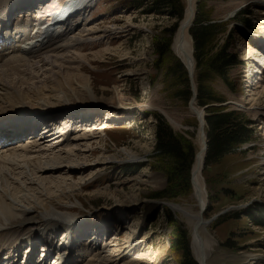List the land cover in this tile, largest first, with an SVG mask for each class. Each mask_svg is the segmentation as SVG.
<instances>
[{"label": "rangeland", "instance_id": "obj_1", "mask_svg": "<svg viewBox=\"0 0 264 264\" xmlns=\"http://www.w3.org/2000/svg\"><path fill=\"white\" fill-rule=\"evenodd\" d=\"M242 1L195 0L194 18L188 29L193 80L196 72L206 70L201 64L199 70L195 69L196 50L191 30L199 16L211 23L224 24V31L214 36L213 43L206 47L202 64L226 45L236 59V64L228 68L224 76L213 73L205 80L206 87L218 101L205 106H199L197 101L192 104L202 112L203 121L205 118L203 130L207 147L208 119L219 108L238 112L248 134L246 142L208 164L205 150L201 178L206 206L202 216L209 221L218 215L207 227V234L214 239L211 264H264V115L258 114L264 107V47L258 38L264 32L260 28L263 24H259L264 16L256 12V3ZM156 3V0H97L84 21L87 22L85 27H79L72 34L82 40L80 43L73 42L70 46L67 42L65 47L56 50L58 52L50 53V60L40 61V65L47 66L39 72H32L36 66L26 68V71L32 70L33 78L40 75L41 81L45 78L52 80V84L59 82V89L65 90L61 89V95L54 94L53 90L47 93L52 110L61 109L52 113L57 117L54 120L62 122L60 132L70 134V139H66L69 145L55 134L54 142L58 144L54 151L73 150L72 160L74 153L86 150L85 161L76 160L81 164L78 169L82 170L76 172L74 178L87 177V180L69 194L71 203L66 209L77 223L85 221L79 226L90 233L94 230L98 238L101 236L100 242L81 246L77 257L89 260L84 264H99L104 256H111L110 264H179L183 251L172 245L179 231L186 234L190 253L196 260L191 248L192 234L183 217L171 206L160 204L199 211L191 174L200 147V124L193 115V108L191 110L193 94L188 70L172 50L174 36L185 17L187 0H175L174 5ZM174 11L181 12V18L174 17ZM158 46L166 48L164 55L159 56ZM60 56L64 59L52 60ZM60 67L65 74H75L79 80L82 77L88 81L91 91L79 89L75 81L65 85L61 77L59 80ZM181 74L186 76V84L180 80ZM194 85L196 88L195 82ZM76 108H83L85 112V108L92 109L88 114L96 120L85 119ZM112 112L116 113L115 117L109 119ZM160 119L182 144H189L194 151L190 170L182 177L188 186L185 191L177 186L180 182L170 186L166 174L170 162L156 158L155 136ZM94 121L97 122L93 126L88 125ZM86 131L94 134L89 142L79 137ZM84 142L80 149L79 145ZM50 151H44L43 156L50 155ZM29 152L20 150L12 155L28 157ZM67 166V163L60 165L63 170L58 176L62 177ZM164 190L171 193V197H161ZM42 195V199L47 198ZM50 197L49 202H52L53 197Z\"/></svg>", "mask_w": 264, "mask_h": 264}, {"label": "bare ground", "instance_id": "obj_2", "mask_svg": "<svg viewBox=\"0 0 264 264\" xmlns=\"http://www.w3.org/2000/svg\"><path fill=\"white\" fill-rule=\"evenodd\" d=\"M10 1L11 0H0V14L2 17L6 15L13 6L15 7V9H20L21 7H24L22 5L26 3L25 9H27V7L32 2L38 4L43 0H12L13 5ZM96 2L97 0H46V3H48V5L46 6L45 14L49 13L46 16L48 29L51 31L55 30L57 32L58 30H60L63 35L57 37L52 36L51 38L42 42H39L38 40L32 38L31 44H37L34 49L24 50L23 48H20L22 50L20 52H12L0 55V107L2 106V108L0 109V124L14 119L22 120L20 125L13 123L9 124L8 126L11 127V135H9L6 131L4 132V136H11V138L13 137L12 140H15L17 138H21L22 135L25 134L26 129H31L32 132L36 131L35 133L33 132L34 134L31 138H29L31 132L27 131V133H30L26 137L27 143H25L24 141H18L14 144L12 143L11 146H8L7 148L0 151V248L2 247V250L6 249V251L7 249H9V251L11 250V260L15 259L16 254L14 253L18 252V247L21 248L22 243H27L29 240L34 241L37 239H41L43 234L48 231L52 232L60 228H69L72 230H74L75 228H81V232H83V239L89 238L86 236V234H89L90 232H87V230L81 225L79 226L80 223H84L85 221H80L79 223H77L76 220L71 218V215H69V211L67 210V212L66 209H69L68 206L71 203V197L69 198V194L71 193L72 195V192L87 180V177H77L76 179L74 178L75 173L82 170V168L78 169L79 166L81 167V164H77L76 160L85 161L84 155L86 150H84L83 147L86 142H89V139L94 138V134L91 131H86L82 133L81 136H79L81 137V141L86 142L79 145L80 149L83 150L79 151L81 153H74L76 155L74 156V158H72V160L70 158V154L73 153V150L61 153L55 152L54 148L56 144H58L54 142L57 138L55 137V134L59 135V137H62L61 142H64V144L66 145H69L68 140L70 139V134L65 133V135H62L60 130L62 131L63 129H58L56 133L51 131L42 132L41 129H44L42 125H44L43 120L46 119V117L52 119L57 118L52 115V113L61 110H52L53 107H50L48 103L50 98L47 97V95H49L47 93H51V91L53 90L54 94L58 93L61 95V89H64H59V82L52 84V80L45 78H42L43 81H41L39 77L40 75L36 78H33L32 75L34 73L32 72H35L36 70L39 72V70H42L44 67H46L47 65L45 66L44 63L43 66L40 65V61L43 62L44 59L49 58L50 53H54L56 50L61 49V47H65V44L67 42H70V45L73 44V42H77L78 44L82 41L80 38H74L72 34L79 27H85L87 22L85 23L84 21L89 16V12L93 9L92 7L95 6L94 4ZM248 2L256 3V12L259 16H264V0H244L241 3ZM51 4H54V6ZM194 4L195 0H187L185 17L180 23L172 44V50L175 56L185 66L189 73H192L194 66L192 47L190 38L188 36V29L192 24L195 13ZM35 16L38 17L39 14ZM34 21L35 20H33V22ZM260 21H262V23L260 22L259 24H263L264 26V17L261 18ZM260 28L263 32L264 27L262 28L261 26ZM35 33L44 36V31L40 30V27L37 24H35ZM260 34L261 35H259L258 38L262 43V46L264 47V32ZM67 47L66 49L70 48ZM59 59L63 60L64 58L61 56L52 58L53 61H58ZM48 60H50V58ZM54 63L58 64L57 62ZM60 64H62V62ZM30 66L36 67H34L35 69H33V71L31 70L32 72L26 71V68L31 69ZM55 66L58 67V65ZM50 67L51 66H49V68ZM62 70L63 69L61 67L58 68L59 80L61 77L65 85L69 86V84L75 81L76 83H78V86H76L79 89H84L87 93L91 91L88 81L86 82L84 78L80 77L79 80L78 75H67ZM17 73H20L23 77H20L21 75ZM50 77L52 76L50 75ZM36 80L38 82H36ZM258 83L259 81L257 82V84ZM55 85H57L56 88H54ZM65 85H62V87H64ZM254 85L255 84H253L252 86ZM72 91L74 92L75 90L72 89ZM56 102L57 101H55L54 103ZM36 104L41 105L37 106ZM35 105L37 107H35ZM82 109L83 108H76L75 110L79 111L78 113L84 116L89 115V111L92 110L90 108H85V112ZM62 111L63 113H66V110ZM193 111V115H196L195 117L198 119V122L200 124V147L197 153V159L192 174L195 195L194 199L199 206V211L192 212L191 210H187L186 208L174 205L170 206L173 208V210L178 212L183 217L185 224L191 231V248L196 260L199 262V264H211L210 257L212 255V246L214 244V239L207 234V227L212 222H210L211 219L209 221L203 220L202 216L203 210H205L204 208L206 206V194L201 178V171L204 162L206 147L204 130H202L204 128L205 118L203 121L202 117L204 116L202 112H199L194 108ZM114 114L116 113H110L108 118L112 119L113 117H115ZM258 114L260 116L264 115V107L258 110ZM30 118H34L35 121L33 120V122L30 123ZM90 119L95 120V118ZM83 120L85 119L83 118ZM94 122H92V125L91 123H89L88 125L93 126L95 124ZM16 125L17 128L15 127ZM88 125L82 122V126L88 127ZM101 132L102 131H100V133ZM67 138L68 140H66ZM49 144L51 146L50 148ZM20 150H30V152L28 153L29 156L27 157V155L24 154L16 156L12 155V153ZM32 151L34 153L37 152V154H33ZM44 151H50L51 153L50 155L44 157ZM33 155L35 156L32 157ZM65 163L69 164V166L65 167L66 169L62 172V177L58 176L60 174L59 172L63 170V168H60V165ZM55 172L57 174H55ZM54 177H56V180L53 179ZM31 178H34L35 182H33ZM70 181L72 182L70 184H67V182ZM42 194L46 195L47 198L42 199ZM50 196L53 197L52 202H49V199L51 198ZM67 200L68 202H66ZM91 233H95V231L93 230V232L91 231ZM96 234L97 233L92 235L95 236ZM134 234H136V231H134ZM97 238L98 237H96V239ZM67 239V243L72 240L70 239V236ZM92 245H95V243ZM67 246L68 244L65 245V248H67ZM80 250H82V248H79L78 252ZM61 254L62 249H59L58 255L60 256ZM71 254L73 253L69 250V252L62 257L64 262L60 263L55 261V264H64L65 262L67 263L75 258L81 259L80 261L76 260L77 262L79 261V264H84L85 262L89 261L86 260L85 257L74 256L73 258H71ZM238 259L241 260L242 258L238 257ZM111 262V256H104L99 260L98 263L110 264Z\"/></svg>", "mask_w": 264, "mask_h": 264}, {"label": "trees", "instance_id": "obj_3", "mask_svg": "<svg viewBox=\"0 0 264 264\" xmlns=\"http://www.w3.org/2000/svg\"><path fill=\"white\" fill-rule=\"evenodd\" d=\"M156 5H174L175 0H156ZM172 15L176 18H181V12L174 11ZM224 24L211 23L209 20L203 19L199 16L195 19V25L191 30V36L194 40L196 70L206 67L204 72H196L194 75V82L196 84L197 97L196 101L199 106H205L211 102H216L212 92L206 87L205 80L210 74H217L224 76L228 68L236 64V59L228 52L229 46L226 45L217 54L211 58H206V62L202 64L201 60L205 58L207 51L206 47L211 45L214 41V36L224 31ZM159 48L161 46H158ZM166 48H160L159 56L164 55ZM200 62V63H199ZM180 80L186 84V76L181 74ZM187 93V91H185ZM159 119V118H158ZM209 123V143L207 147V154L205 163L213 162L220 158L224 153L230 152L237 145L248 140L247 131L240 121V114L236 111L225 112V108L216 109V112L208 119ZM249 124V122H245ZM156 145L155 155L161 161L170 162V169H167V179L170 186L174 183L180 182L178 187L182 190L188 188L186 180L182 179L183 175L188 173L194 161V151L189 144H182L178 138L171 132L164 121L160 119V123L156 129ZM164 190L161 197H171ZM186 234L179 231L177 240L172 241L174 247H179L183 251V258L179 264H197L192 257L188 245Z\"/></svg>", "mask_w": 264, "mask_h": 264}, {"label": "water", "instance_id": "obj_4", "mask_svg": "<svg viewBox=\"0 0 264 264\" xmlns=\"http://www.w3.org/2000/svg\"><path fill=\"white\" fill-rule=\"evenodd\" d=\"M193 71H194V69H193ZM188 76H189V81H190V84H191V88H192V94H193V96H192V100H191V110H192V104L196 101V95H197V91H196V88H195V85H194V80H193V72L192 73H189L188 72ZM193 111V110H192ZM194 112V111H193ZM194 114V113H193ZM196 116V115H195ZM203 130V129H202ZM205 150H207V145H206V147H205ZM196 159H197V155L195 156V161H196ZM192 175V174H191ZM191 184H192V186H193V181H192V178H191ZM160 204H162V205H164V206H166V207H170V204H167V203H160ZM220 216V215H219ZM218 217V215L216 216V217H213L211 220H210V222H213L214 220H216V218ZM195 262L197 263V264H199V262L197 261V260H195Z\"/></svg>", "mask_w": 264, "mask_h": 264}]
</instances>
